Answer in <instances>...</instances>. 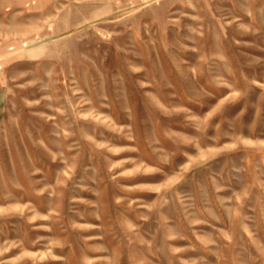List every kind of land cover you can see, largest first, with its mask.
<instances>
[{"label": "rangeland", "instance_id": "obj_1", "mask_svg": "<svg viewBox=\"0 0 264 264\" xmlns=\"http://www.w3.org/2000/svg\"><path fill=\"white\" fill-rule=\"evenodd\" d=\"M0 264H264V0H0Z\"/></svg>", "mask_w": 264, "mask_h": 264}]
</instances>
